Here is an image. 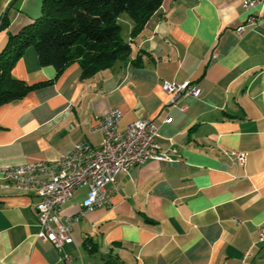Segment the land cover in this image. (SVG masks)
Here are the masks:
<instances>
[{
  "label": "crops",
  "instance_id": "crops-1",
  "mask_svg": "<svg viewBox=\"0 0 264 264\" xmlns=\"http://www.w3.org/2000/svg\"><path fill=\"white\" fill-rule=\"evenodd\" d=\"M244 1L163 0L136 34L125 19L129 58L87 76L73 62L56 77L33 45L25 49L13 75L52 81L0 104V264H264V1ZM41 4L0 0V24L10 20L0 51ZM251 14L258 25L239 33ZM165 79L191 80L201 94L174 105ZM114 107L122 126L155 120L178 154L131 166L107 185V204L75 218L88 193L80 186L63 206L73 241L57 248L38 235L39 196L6 186L1 168L99 143L97 125Z\"/></svg>",
  "mask_w": 264,
  "mask_h": 264
},
{
  "label": "built area",
  "instance_id": "built-area-1",
  "mask_svg": "<svg viewBox=\"0 0 264 264\" xmlns=\"http://www.w3.org/2000/svg\"><path fill=\"white\" fill-rule=\"evenodd\" d=\"M264 0H245L247 9L254 8ZM247 24L257 26L258 18L251 14L246 23L237 27L242 33ZM165 89L171 94L169 102L177 105L182 95L199 96L201 87L191 81H164ZM123 112L120 108L110 109L101 118L97 129L102 133V140L93 143L83 139L74 144L72 149L55 159H36L1 168L5 185H14V178H22V185H14L23 192L39 196L36 203L40 224L39 237L51 241L57 248L72 242L70 217H64L63 206L75 194L80 186H87L88 193L83 201V208L75 217L88 210L105 205L111 194L109 183H116L123 171L133 165H140L149 159L173 160L172 154H178L175 145L164 147L158 123L143 117L121 125ZM241 161L246 153L233 151ZM259 240L264 241V224L259 230Z\"/></svg>",
  "mask_w": 264,
  "mask_h": 264
},
{
  "label": "trees",
  "instance_id": "trees-1",
  "mask_svg": "<svg viewBox=\"0 0 264 264\" xmlns=\"http://www.w3.org/2000/svg\"><path fill=\"white\" fill-rule=\"evenodd\" d=\"M163 0H42L41 13L17 32H9L0 51V104L19 99L52 79L28 82L12 69L25 49L33 45L41 64H52L59 76L79 62L83 76L126 60L131 40L122 33L120 16L134 20L139 32L160 9ZM10 23L6 16L0 29ZM138 62V59H136ZM95 248V247H93Z\"/></svg>",
  "mask_w": 264,
  "mask_h": 264
},
{
  "label": "rangeland",
  "instance_id": "rangeland-1",
  "mask_svg": "<svg viewBox=\"0 0 264 264\" xmlns=\"http://www.w3.org/2000/svg\"><path fill=\"white\" fill-rule=\"evenodd\" d=\"M127 18H131L127 13H123L121 16H120V22L122 23V33L124 32L125 33V30H126V23H125V19Z\"/></svg>",
  "mask_w": 264,
  "mask_h": 264
},
{
  "label": "bare ground",
  "instance_id": "bare-ground-1",
  "mask_svg": "<svg viewBox=\"0 0 264 264\" xmlns=\"http://www.w3.org/2000/svg\"><path fill=\"white\" fill-rule=\"evenodd\" d=\"M15 185H22V178H14Z\"/></svg>",
  "mask_w": 264,
  "mask_h": 264
}]
</instances>
